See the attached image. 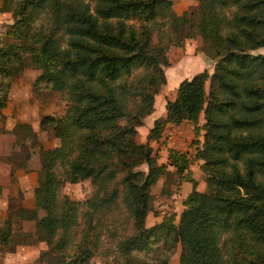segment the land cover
<instances>
[{
	"label": "trees",
	"instance_id": "trees-1",
	"mask_svg": "<svg viewBox=\"0 0 264 264\" xmlns=\"http://www.w3.org/2000/svg\"><path fill=\"white\" fill-rule=\"evenodd\" d=\"M43 8L48 30H33ZM0 9L12 11L11 32L22 40L0 46V109L9 79L24 66L22 51L41 69V84L64 92L68 103L63 115L39 120L60 139L38 152L34 202L47 212L34 223L47 244L39 260L50 254L56 264H93L99 228L110 224L103 217L119 199L124 212L116 221L126 218L130 228L116 242L122 264H169L177 244L178 264H264V0H197L181 13L173 0H3ZM186 37L201 39L213 69L182 78L165 115L139 142L137 127L166 83L167 49L183 47ZM182 121L204 129L196 156L207 190L197 188L186 152L168 147L167 160L158 162L150 144L167 124ZM14 130L33 132L28 122ZM168 166L178 185L187 180L191 189L177 221L172 212L146 225L152 185ZM86 178L93 189L84 200L60 193L65 182ZM12 213L8 239L32 241L31 232L15 237ZM13 214L28 218V209Z\"/></svg>",
	"mask_w": 264,
	"mask_h": 264
},
{
	"label": "rangeland",
	"instance_id": "rangeland-1",
	"mask_svg": "<svg viewBox=\"0 0 264 264\" xmlns=\"http://www.w3.org/2000/svg\"><path fill=\"white\" fill-rule=\"evenodd\" d=\"M2 4L3 0H0V7ZM196 5L197 0H173V8L177 13L185 9H195ZM14 20L11 10L0 9V46L22 41L11 32ZM48 27V12L43 8L33 21L32 29L46 31ZM201 43L199 37H186L183 47L171 44L167 49L170 62L164 66L166 83L160 86L154 96V111L145 117L142 125L137 127V141L146 140V133L153 118L165 115L166 100L176 96L177 85L182 78L204 68L212 71L215 58L202 52ZM258 51L262 52L263 48L253 52ZM22 52L25 57L24 66L9 79L10 87L6 104L0 109V261L19 264H56L55 257L50 254L44 255L42 260H39L42 251L47 249V244L35 231L34 223L36 219L45 217L47 212L44 208L35 205L33 190L37 185V171L40 168L39 147H53L60 143L59 137L51 129L39 127V120L46 113L56 117L63 115L68 103L64 92L41 84L38 79L41 69L33 64L28 51ZM198 121L200 123L204 121L203 111L198 113ZM19 122L30 123L33 132L25 133L21 137L14 130ZM186 123V131L183 133L180 131L176 139L170 138V134H167L164 127L161 137L151 140L150 144L158 156V162L167 160L168 147H175L186 152L191 175L198 183L197 188L207 190L206 175L201 167L203 159L196 156V150L203 141L204 129L197 130L192 122ZM138 168L146 170V165L141 164ZM168 169V172L160 175L152 185L153 198L146 216V225H151L159 221L164 214L172 212L176 213L175 221H177L178 213L182 209V199L186 196L189 190L188 185L190 188L191 183L188 182L187 187H183L182 183L178 185V174L173 167L168 166ZM92 189L91 180L86 178L75 182H65L60 188V193L67 194L73 199L84 200L91 195ZM163 202H169V207L162 211L160 205ZM115 205L118 208L112 206L103 217V221L110 224L107 228H99V245L91 257L93 264H122V257L116 250V242L128 233L130 228L126 218L119 223L122 216L118 212H124L123 204L118 199ZM19 206L27 207L28 218L13 214ZM8 212H13L12 216L14 215L15 237H21L17 236V232L20 231L31 232L33 233L32 241L19 243L8 239L6 229ZM80 233L79 230L77 238L81 235ZM178 253L179 244L176 245L169 264H178Z\"/></svg>",
	"mask_w": 264,
	"mask_h": 264
},
{
	"label": "crops",
	"instance_id": "crops-1",
	"mask_svg": "<svg viewBox=\"0 0 264 264\" xmlns=\"http://www.w3.org/2000/svg\"><path fill=\"white\" fill-rule=\"evenodd\" d=\"M212 65H213V61H212ZM192 75V74H191ZM190 75V76H191ZM190 76H188V77H190ZM154 119V118H153ZM152 122H153V120H152ZM152 122H151V124H149V126H151L152 125ZM186 122H188V121H182L181 123H179V124H167L166 125V132H167V134L168 133H171L172 135H171V137L170 138H173V139H176V137L178 136V135H180V131H182V133L184 132V131H186V129H185V127L187 126V123ZM177 131L179 132V133H177ZM181 133V134H182ZM172 167V166H171ZM188 182L189 181H187V180H182L181 181V183H182V186L183 187H187V185H188ZM181 183H180V185H181ZM188 192L190 191V189H191V185H190V188H189V185H188ZM187 192V193H188ZM186 193V194H187ZM183 200V199H182ZM183 207V206H182ZM169 263H170V261H169Z\"/></svg>",
	"mask_w": 264,
	"mask_h": 264
},
{
	"label": "built area",
	"instance_id": "built-area-1",
	"mask_svg": "<svg viewBox=\"0 0 264 264\" xmlns=\"http://www.w3.org/2000/svg\"><path fill=\"white\" fill-rule=\"evenodd\" d=\"M170 134V137H171V133H168ZM169 207V202H163L161 205H160V209L163 211L164 209L168 208Z\"/></svg>",
	"mask_w": 264,
	"mask_h": 264
}]
</instances>
